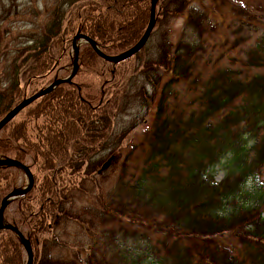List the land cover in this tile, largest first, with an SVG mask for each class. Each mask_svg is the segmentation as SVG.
Masks as SVG:
<instances>
[{"label": "trees", "instance_id": "obj_1", "mask_svg": "<svg viewBox=\"0 0 264 264\" xmlns=\"http://www.w3.org/2000/svg\"><path fill=\"white\" fill-rule=\"evenodd\" d=\"M152 1L54 0L11 39L0 17V120L25 99L21 83L34 95L72 73L78 32L108 56L134 47ZM195 1L160 0L149 42L120 64L82 45L72 83L0 132V158L35 178L4 214L34 264H264V5L210 0L232 15L220 26ZM179 18L173 42L163 29ZM22 175L0 167V207ZM26 261L0 230V264Z\"/></svg>", "mask_w": 264, "mask_h": 264}, {"label": "water", "instance_id": "obj_2", "mask_svg": "<svg viewBox=\"0 0 264 264\" xmlns=\"http://www.w3.org/2000/svg\"><path fill=\"white\" fill-rule=\"evenodd\" d=\"M160 0H153L151 4V16L149 25L146 29V32L144 36L141 38V40L131 49L128 51L115 55V56H108L105 55L99 48V46L95 43L94 40H92L90 37H88L85 34H82L81 32H78L77 35L73 38L72 41V48H73V70L72 73L64 78V79H56L51 85L47 86L46 88L40 90L38 93L25 98L23 101H21L18 105H16L13 109H11L2 120H0V132L10 123L12 122L19 113L24 110L26 107L34 103L36 100L50 94L52 91H54L57 87L63 85V84H71L73 79L76 77L78 71H79V63H80V49L81 46L84 44L90 45L94 51L99 55V57L103 58L107 62H110L114 65L120 64L122 62H125L132 57H134L136 54H138L149 42L151 35L155 29L156 26V16H157V5ZM0 167H14L19 170H21L25 176L28 179L27 185L23 188H17L13 190L11 193H9L2 201L1 207H0V230H8L15 233V235L19 238L21 241V244L23 245L25 252L27 254V263L26 264H34V251L32 244L29 239H27L24 234L17 228L7 223L5 220V211L8 208L9 204L13 202L14 200L27 196L33 189L35 184V178L33 173L31 172L30 168L13 159H2L0 158Z\"/></svg>", "mask_w": 264, "mask_h": 264}, {"label": "rangeland", "instance_id": "obj_3", "mask_svg": "<svg viewBox=\"0 0 264 264\" xmlns=\"http://www.w3.org/2000/svg\"><path fill=\"white\" fill-rule=\"evenodd\" d=\"M244 1L246 3L251 2V4L254 5L255 7H257V5L259 4L264 5V0H244ZM53 2L54 0H0V17L4 18L2 25L4 28H7L11 31V35L8 38L9 39L16 38L18 35L26 34V32L32 30L34 26L39 22L40 23L46 22L44 15L46 16V14L50 11ZM194 5L202 9L203 6H205L204 9L207 8V10H209L211 14H213L216 17L218 21V25L220 26L224 23L225 26H227L226 23H228L230 21V18L232 17L228 9L226 8L223 9L219 5L211 3L210 0L195 1ZM34 12H38L42 16H39V18L35 19V17L32 16V14L35 15ZM35 16L37 17V14ZM184 24H185L184 18H179L169 23V25L165 29H163V32L168 31L170 35V39L173 42H177L178 40H180L181 37L185 36ZM219 30L220 33L222 34L224 31V26L220 27ZM9 42L10 41H6L7 44ZM11 45L9 44V46ZM132 64H133L132 62H129L124 67H127L128 70L129 69L131 70ZM129 73L131 74V72ZM59 76L60 79H64V77H66V75L62 72L59 74ZM44 86L46 85H43L42 87ZM33 87L34 86L27 84V82L21 83L20 89L23 92V98H27L30 97V95H32ZM145 127L146 126H141L137 128L131 134L130 141L125 142L124 148H126V146H128L130 143L136 140H140L144 136ZM222 177H223V173H220L218 178L222 179ZM27 182H28L27 177L25 175H22L20 177L18 187L20 188L25 187L27 185Z\"/></svg>", "mask_w": 264, "mask_h": 264}]
</instances>
